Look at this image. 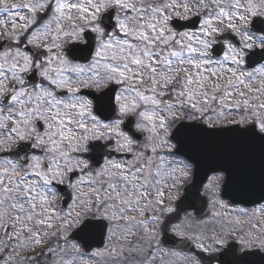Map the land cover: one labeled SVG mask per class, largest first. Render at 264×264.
I'll return each mask as SVG.
<instances>
[{"label": "snow or ice", "instance_id": "1", "mask_svg": "<svg viewBox=\"0 0 264 264\" xmlns=\"http://www.w3.org/2000/svg\"><path fill=\"white\" fill-rule=\"evenodd\" d=\"M0 13V30L11 28L0 43V229L14 244L3 264L18 250L34 255L17 264L54 253V264L85 256L89 264H181L157 239L169 224L185 234L165 202L190 166L175 159L168 129L186 114L209 127L252 121L244 132L264 138V0H0ZM192 16L198 31L174 30ZM109 85L117 113L110 120L82 93ZM137 131L148 133L143 142ZM97 148L100 156L86 155ZM58 185L75 191L64 214L55 206ZM213 204L224 221L197 237L201 251L237 232L243 257L264 250V204L251 216L233 208L235 217ZM239 214L250 216L251 230L239 227ZM95 229L111 242L102 251L86 243ZM8 243L0 239V250Z\"/></svg>", "mask_w": 264, "mask_h": 264}, {"label": "water", "instance_id": "2", "mask_svg": "<svg viewBox=\"0 0 264 264\" xmlns=\"http://www.w3.org/2000/svg\"><path fill=\"white\" fill-rule=\"evenodd\" d=\"M212 132L216 134H209ZM200 137L201 139L194 137L185 141H188L189 148L183 153L194 162L196 171L194 183L187 188V194L180 202L183 208H188L185 205L188 194L199 192L209 174L219 171L226 173L224 197L247 206L262 203L264 200H260V197L264 195V138L260 134L239 133L233 127L209 129L202 132ZM178 141L181 143L179 138ZM97 236L94 241L93 238ZM103 236L104 232L101 230H93L86 237L88 248L101 244ZM164 240L173 247L192 249L189 241H182L172 235H166ZM240 248L237 242L229 243L223 252L216 255L213 264H264L263 252L254 250L253 255L243 257Z\"/></svg>", "mask_w": 264, "mask_h": 264}, {"label": "rangeland", "instance_id": "3", "mask_svg": "<svg viewBox=\"0 0 264 264\" xmlns=\"http://www.w3.org/2000/svg\"><path fill=\"white\" fill-rule=\"evenodd\" d=\"M13 2L19 3L20 0H8L9 4H11ZM0 17H3L5 19L7 18L6 14H3V13H0ZM3 31H11V28H8L6 30H0V37L4 36ZM176 160L185 162L182 159H176ZM191 171L192 170L189 167V169L187 171V175L182 179V181L178 184V186L176 188L171 190V192L169 193V195L171 196V199L166 200L165 206H168L169 204L171 206H174L173 204L175 203L176 199L179 197V195H181V192L178 193V189L181 188L183 186V184L189 180V178L191 177ZM217 178H215L213 182L211 181L210 183H208L205 186L204 191H203V193L207 195L208 200H209L210 214L207 217H198V216H196L195 212L187 211V212L182 213L180 215V218L177 219V221L175 219V222L173 223V224L181 225V228L184 229L185 234L183 236H181V235H179V236L188 238L194 244V250L191 252H182V251L172 250V251L180 254L181 264H197V262H199V264H203L201 262V259L198 256L199 252L206 253V254H215V253L223 250V248L226 246L227 242L232 241V240H236L239 242L240 233L237 232V233L233 234V236L227 238L226 243L223 246L219 247L216 251L203 252L198 247V243L200 241L197 239V237L205 236V235L210 236L213 233V231H219L221 229V226H222L223 221H224V217H214L213 216V213L219 210L218 205H214L213 201L219 200L223 203H226L220 197L221 187H220L219 183H217L218 182ZM257 208H259V207H257ZM257 208L249 209L250 216H251V213H254ZM173 209L175 210V208H173ZM228 210L231 212L233 217L238 215V213H236L235 211H232L231 208H229ZM155 214L156 213H154V215ZM250 216H244L243 214H239V218L241 220V224L239 227L243 228L244 230H251V224L248 222L250 220ZM258 220L260 222H264V216L259 217ZM252 223H257V218L252 217ZM166 229H168V232H173L172 231V224H169ZM53 230L54 229H51L49 231H53ZM164 231H162V233ZM173 233H175V232H173ZM0 239H4L5 243L8 242L7 239L3 236L2 229H0ZM133 242H135V238H134ZM203 242L205 244L210 243V241L206 240V239ZM153 243L155 244V241H153ZM10 244L13 246H11V247L8 246V248L0 250V258L7 256L9 254V252L12 250V248L14 247V244H12V243H10ZM162 248H164V247H162ZM38 249H39L38 247L35 249L36 253L40 252V250H41V249L40 250H38ZM164 249L170 250L168 248H164ZM261 251H264V250H261ZM56 252H59V249H56ZM26 254L28 256L34 255V253L30 250H18V254L13 255L12 259L9 261V264H17L18 261H22L23 257L26 256ZM184 256L188 257L187 262L182 260V258ZM59 259H60V257L54 253V254L47 256V257H41V264H54V262L59 260ZM65 259H68V257H65ZM163 259L166 262L170 260V258L167 255H165L163 257ZM171 259L173 261L175 260V258H171ZM0 260H1L0 264H3V260L2 259H0ZM77 264H89L88 257L85 256L82 260H78ZM92 264H100V261L99 260L93 261ZM103 264H112V262L110 260H105L103 262Z\"/></svg>", "mask_w": 264, "mask_h": 264}, {"label": "flooded vegetation", "instance_id": "4", "mask_svg": "<svg viewBox=\"0 0 264 264\" xmlns=\"http://www.w3.org/2000/svg\"><path fill=\"white\" fill-rule=\"evenodd\" d=\"M179 24L182 25L183 27H179V28H176L174 30H177V31H192V32L198 31V25H194V21L193 20L190 21L189 19H187V20L182 21V22L179 21ZM186 24H190L192 26L191 27L185 26ZM221 36L222 37H227L229 40H231L232 37H233V34L225 32V33H222ZM21 39L23 40V37H21ZM218 40H219V37H218ZM9 44H11V41H9ZM217 46H220L218 48V50H222L223 51L222 45L220 43H217L216 45H214V49ZM25 48L26 49H30L31 51H36V49L33 46H31V45L26 46V44H25ZM222 56H223V52L221 54H219L220 58H222ZM82 63H83V61H82ZM36 79L38 80L39 78L37 77ZM111 87H112V85H109L108 87H105L103 89H82V93L84 95L88 96L89 99L92 100L93 111L97 112V109H99V112L103 114L102 118L103 117H107L109 120L117 118V113L113 110L115 105L112 104L111 101H110V97H111V95H113L112 93L109 92V88H111ZM232 119L238 120L239 116L237 114H234ZM126 123H127V120H125V124ZM193 124L195 125V128L182 127V126H185V125H193ZM234 124H236V123H230L229 121H223L221 123L214 124L212 127H226V126H230V125H234ZM250 124H253V122L252 121H246L243 124H236V125L246 126V125H250ZM202 125L208 126L203 121L190 120L186 114H181L180 118L175 122V126L174 127H169L168 131H169L170 135L171 134L174 135V137H176V139H178V138H183V139L186 138V139H188V138H193L194 134L198 135V133H201V131H198L197 129H204V127ZM124 126H125L124 124L121 125L122 128H124ZM133 128H134V125H133ZM137 135L139 136V142H143V140L148 135V133L145 132L143 134H140L137 131ZM92 143H95V144H98V145H102V144L106 143V141H92ZM173 146H175L174 143H173ZM96 150L102 151V149H100V148H97ZM175 158L182 159V160L185 161L184 158H182L181 156H178V155H175ZM73 183H75V178H73ZM63 186H65L67 188V189H65V192H66V190H68V195H69V196L66 195L64 197L67 198V199L70 198L71 202L69 203V205L66 208H64V207L61 206V203H60L61 198L60 197L57 198L55 206L57 207V210L61 214L67 213L70 210V208H71V206L73 204V197L75 196V191L72 188L67 187L66 185H58L57 187L62 189V188H64ZM61 195H62V193H61ZM153 215H154L153 212H151V211L148 212V217H151ZM148 223L149 224L151 223L150 219H149ZM52 239L54 240L55 238H52ZM157 239L160 241V246H161L162 242H163L162 231L159 233ZM106 240H107V242H105V244L102 247H96L92 251H102L105 246L109 245L108 237H106Z\"/></svg>", "mask_w": 264, "mask_h": 264}]
</instances>
